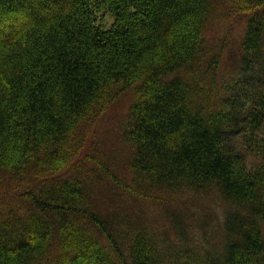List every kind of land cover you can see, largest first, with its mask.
<instances>
[{
  "label": "trees",
  "instance_id": "obj_1",
  "mask_svg": "<svg viewBox=\"0 0 264 264\" xmlns=\"http://www.w3.org/2000/svg\"><path fill=\"white\" fill-rule=\"evenodd\" d=\"M221 13L245 18L237 95L215 85L220 53L208 58ZM263 75L264 0H0V264H264ZM128 90L118 193L79 154ZM184 191L224 203L217 247L202 230L189 241L173 213L175 240L155 237L126 204Z\"/></svg>",
  "mask_w": 264,
  "mask_h": 264
},
{
  "label": "rangeland",
  "instance_id": "obj_2",
  "mask_svg": "<svg viewBox=\"0 0 264 264\" xmlns=\"http://www.w3.org/2000/svg\"><path fill=\"white\" fill-rule=\"evenodd\" d=\"M244 19L241 18L240 14L235 13L218 14L205 33L206 45L210 49L208 58L214 57L216 52L220 53L215 85L224 83L225 90H230L234 95L238 94L247 77L237 75L235 67L239 43L244 32ZM113 21L114 17L111 13L105 12L102 18L97 19L96 23L103 28H109ZM195 76L197 77L195 82L202 81L209 87L210 84L208 79H205L203 71H199ZM195 76L193 75L191 78L186 76V79L190 81ZM219 91L220 95L223 96L224 92L221 88ZM132 96V91H125L105 110L97 122L88 128L79 154L80 158H89V160L92 159L91 162H98L104 166L108 174L105 177L107 181L105 180L106 182L102 186L115 189L118 193L122 191L121 182H130L126 168L131 156V149L123 139V122L127 117ZM201 101L204 102V100ZM210 103H212L211 106L214 105V102L211 101ZM237 103L239 104V101ZM259 136L260 139L264 137V135ZM229 144L232 147H238L237 137L230 140ZM242 154L248 169L251 170L260 166L261 162H259V157L255 152L243 150ZM87 165L91 166V164ZM112 178H119L121 181L115 184L111 182ZM6 194V189L3 190L0 184V197ZM115 198L116 202L120 200V198ZM143 199L135 200L127 197L126 204L128 202L138 203L134 210L140 215V220L145 228L153 232L155 237L166 238L170 241L175 240V232L171 231L169 225L172 217L174 219L173 213L182 227H186V235L189 241H198L202 230V234L207 235L208 238V243L204 241V245L216 246L217 243H220L218 239L226 207L215 192L209 191L205 195H199L184 191L171 197L165 192L155 194L151 192L149 196H145Z\"/></svg>",
  "mask_w": 264,
  "mask_h": 264
}]
</instances>
